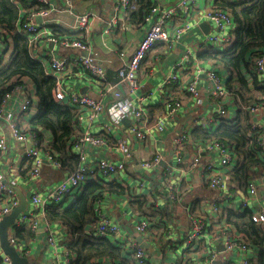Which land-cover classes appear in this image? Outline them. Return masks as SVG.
Instances as JSON below:
<instances>
[{
  "label": "built area",
  "instance_id": "1",
  "mask_svg": "<svg viewBox=\"0 0 264 264\" xmlns=\"http://www.w3.org/2000/svg\"><path fill=\"white\" fill-rule=\"evenodd\" d=\"M22 0H12L21 3ZM38 9L32 12L25 20H18L15 24V31L25 37L32 47L37 41L43 40L46 44L53 43L54 47L63 48L65 51H74L63 55L53 54L48 62L47 73L53 77L54 85L51 90V97L55 103L69 100L71 103L81 108V113L77 117V124L74 128L75 142L70 149L79 159L77 168L67 176L60 179L52 188L42 194L38 190L30 195V204L27 211L20 214L16 224L24 225L32 232H36L42 225L47 232V243L53 250L58 247L59 236L55 226H53L46 216V207L52 204L64 203L67 196H76L82 186L89 180L113 181L117 176L123 178L127 165L135 160L132 149L131 138L134 137L137 143H146L156 134H164L173 124H177L179 112L183 107L181 99L171 98L166 92L168 86L178 84L181 81L180 73L187 70L191 65L194 68L190 83L183 88L185 96L197 99L199 103L207 98L208 102L216 106V114L210 116H192L191 123L205 131H209L216 126L219 119L233 118L239 109L229 97L230 92L221 74L217 69H206L204 64L194 63L197 61L196 52H202L211 46L215 50L223 51L228 49L235 38V22L232 14L214 4L195 19H192V12L198 6L199 0H155L145 17V34L135 51L129 54L126 50L118 51L121 58V66L118 70V80L110 81L107 78L105 62L98 54L94 53L92 38H90L89 26L95 14L78 12L73 6V0H63L66 4V13L72 19L69 22L56 18L55 23L66 26L72 33L71 36L56 35L52 29L53 18L49 19L54 12L52 0H26ZM136 0H116L114 3V16L106 23L104 35L109 34L118 24L120 17H124L128 10L133 8ZM240 1V0H236ZM40 16L42 21L37 23L35 18ZM208 22L213 30L204 36L198 37L197 48L194 51L191 47L186 49L183 58L177 62L170 74L150 90L139 91L140 72H145L143 62L151 52L152 48L159 42L167 44L170 48L182 40L183 36L200 23ZM64 28V27H63ZM0 29V46H4L10 37H13ZM7 34V37H6ZM8 38V39H7ZM14 42V41H13ZM107 48L108 45L104 43ZM33 49V48H32ZM14 49L11 54L13 58ZM8 64L4 65L5 69ZM0 69V70H1ZM81 70L83 74L91 76L89 80L98 92L99 97L80 91L71 90L68 87L69 74L73 70ZM252 73L264 83V53L256 56L252 62ZM207 76L206 97L200 98V85L202 75ZM125 85L129 96L125 97L121 86ZM26 83L25 78H19L10 91L6 92L0 99V151L5 153L10 141L17 144L31 143L29 149L25 150V157L30 160V180H37L41 176L45 164L54 168H61L62 163L58 161L49 148H45L47 142L42 145L37 139V134L30 129H24L19 124L17 114L9 108V100L14 96L22 95L20 101V112L29 111L33 100L37 98L34 92ZM163 93L162 95H159ZM153 97H159L154 103L160 105L162 110L153 118L150 115L148 106ZM113 98L115 101L108 107L105 101ZM149 102V103H147ZM264 103L250 106L249 112L256 113L263 107ZM36 106V104H35ZM37 108V106H36ZM38 109V108H37ZM130 123L126 126L124 119ZM102 122L99 134L89 129V125ZM83 126V130H81ZM255 130L251 136H256L258 145L264 150V141L261 140L260 123L252 125ZM81 130L80 135H76V130ZM120 134L119 136H115ZM172 153L170 159H165V154L160 151L153 152L150 158L143 159L139 163L145 170L157 169L160 175L161 191L155 194L153 202L156 205L169 207L174 205L181 193V187L187 183L191 173L198 172L203 184L212 192L213 197L205 203L201 213L195 214L191 210L187 211L190 228L185 238V244L191 249L195 248L199 241H207L209 255L207 260L212 263L220 257L217 246L222 245L225 255L223 264H252L254 249L247 241L244 234L234 235L229 231L226 222V215L222 214L224 208L229 207L238 212H249L250 220L253 223L264 225V195L259 192L264 189V173L253 177L248 181L245 189L234 188L229 181V172L237 163L231 152V148L223 141L210 139L201 144L196 153L187 156V141H192L190 132L182 128L179 132H172ZM115 138V139H114ZM39 142V143H38ZM86 144L93 148L106 152V155L93 162L87 152L82 150ZM108 151L116 152V156H107ZM205 154V157L202 154ZM173 159L175 163H173ZM165 165L161 167V163ZM160 168H157V167ZM149 184L146 177H140L136 185V195L146 193ZM259 198L261 199L259 201ZM0 218L9 215L20 203V199L15 189L6 184L5 179L0 174ZM97 222L94 236L112 237L118 240L130 254L135 264H149L150 258L145 247L134 237L127 235L122 225L115 218L108 215L104 210V201L100 197L94 205ZM125 216L134 220V229L137 234H147L152 227L149 216L139 213L125 211ZM216 228V229H215ZM169 236L172 233L168 234ZM11 245L20 251L28 253V249L23 242H20L14 235L9 238ZM65 248H67L65 246ZM0 264H12L11 258L3 251L0 244ZM110 259L93 261L90 264H113ZM54 264H63L55 261Z\"/></svg>",
  "mask_w": 264,
  "mask_h": 264
},
{
  "label": "crops",
  "instance_id": "2",
  "mask_svg": "<svg viewBox=\"0 0 264 264\" xmlns=\"http://www.w3.org/2000/svg\"><path fill=\"white\" fill-rule=\"evenodd\" d=\"M116 0H73V6L78 12L86 13L90 12L95 14L94 19L91 20L89 30L90 38H92L93 50L94 53L98 54L101 58L104 59L105 69L107 78L110 81L116 82L118 80V70L121 66V58L118 55L119 50H126L129 54H132L139 42L145 34V26L142 28H135L129 26L126 22L123 21V18L120 17L117 26L107 35H104V30L106 28V23L114 16V3ZM153 2L155 0H152ZM163 2V0H160ZM56 8L49 19L53 18L52 27H64L55 23L56 18H62V20L69 22L72 17L66 13V4L63 0H52ZM14 3V2H13ZM215 3V0H199L198 6L192 12V19H195L199 16L201 12L210 8L212 4ZM18 9V20H25L32 12L37 10V6H32L30 2L22 0L21 3H15L14 5ZM42 21L40 16L35 18V22L39 23ZM207 23L208 22H203ZM202 22L195 26L193 29L188 31L178 43L174 44L173 47L167 46L163 42L157 43L143 62V67L145 72H140V87L139 91L146 92L147 90L152 89L160 83L163 78L170 74L173 66L180 62L184 56L186 49L189 47L197 48V42L199 36L207 35L213 30L209 24V30H205L201 27ZM4 32L9 30L0 28ZM10 36H13L11 33H8ZM7 37V34H6ZM9 38V39H8ZM7 42L4 46H0V69L4 65L9 64L12 60L11 54L14 49V42H11L10 37H8ZM104 43L108 45L106 48ZM33 48V49H32ZM32 54L40 59L42 62L48 66L50 56L53 54L63 55L66 53L76 54L74 51L67 52L63 48L54 47L51 44H46L45 41H37L34 46L31 47ZM196 52L197 61L194 63L204 64L206 69H217L218 72L223 77L224 81L227 82L231 71L226 69L224 65L220 64L218 61L199 57ZM191 65L188 66L187 70H183L180 73L181 81L178 84H172L167 87L166 92L170 95L171 98L181 99L183 101V107L179 112V118L177 124L171 125L164 134H156L148 142L137 143L135 138H131L132 149L134 150L135 160L133 163H129L125 170L123 178H121V187L125 190L124 194L116 195H107L103 198L104 201V210L105 212L115 218L118 223H120L127 233V235L134 237L140 244H142L150 258L151 264H223V256L225 255L222 245H218L217 251H219L220 257L217 258L214 262L210 263L206 256L209 255V247L207 241L202 240L200 246L203 250L206 247V252H202L199 249V245H196L195 248L191 249L185 244V238L190 228L189 220L187 217V211L191 210L195 214H199L204 209L205 203L207 200L213 197L212 192H210L206 186L203 184L200 175L198 172L191 173L187 183L183 184L181 187V193L178 201L172 207L156 205L153 202V197L155 194L161 191L160 187V173L157 169L145 170L140 167L139 163L143 159L150 158L153 152L160 151L165 154V159H170V153H172V132H179L182 128H186L190 133L192 129L196 126H193L191 123L192 116H210L214 117L216 114V106L208 102L206 97V86H207V76L206 74L202 75V82L200 85V98H205L202 103H199L197 99H194L190 96H185L183 88L190 83L192 77V72L194 68ZM246 72V71H245ZM68 87L74 91H80L82 94L88 93L93 97H99V92L89 83V80H92L91 76L83 74L81 70L74 69L72 74H69ZM28 86V90L31 89V92H36V86L33 81L29 78H25ZM158 86V85H157ZM249 88L254 91L255 94H259L260 91L253 89L254 87L249 84ZM121 90L125 97L130 98L128 89L125 85L121 86ZM160 93L159 95H162ZM22 95H16L9 100V108L16 112L17 119L19 124L24 129H30L31 131L38 134L30 123L27 121L28 118L33 117L34 114L38 111L35 104V99L33 100L32 107L29 111L20 112V101ZM159 97H153L151 104L148 106L150 115L153 118L156 117L162 107L160 105H154L156 100ZM115 99L108 98L105 101V106H110ZM149 103V102H147ZM242 106V105H241ZM250 124L260 123L263 127L261 130V140L264 141V105L256 113L252 114L249 112ZM124 124L127 126L130 121L126 118L124 119ZM85 126L89 125V129L93 132L99 134L101 132L102 122H97L93 124L84 123ZM81 126V130H83ZM81 130H76V135H80ZM42 134L43 141L47 142L51 139V135L48 131L40 130ZM117 134L115 136H119ZM191 135V134H190ZM192 138V136H191ZM115 139V138H114ZM193 140V138H192ZM44 142V143H45ZM31 146L30 142L26 144H17L12 141L9 142L7 151L2 153L0 151V174L5 179L6 184L12 186L19 199L20 194L26 196L29 208L30 204V195L33 191L38 190L42 194L47 192L49 188H52L56 183H58L62 178L56 169L48 165L42 169L41 176L37 180H30V169L27 170L28 164H24L25 150L29 149ZM200 145L195 142L187 141L186 151L187 156L192 153H196L199 150ZM82 150L87 152L90 156V160L96 162L99 158L106 155V152L99 151L92 146L84 144ZM116 152L108 151L107 156L114 157ZM205 157V154H202ZM236 160V159H235ZM173 163H175L173 159ZM165 165V161L161 163V167ZM157 168H160L159 166ZM27 170V171H26ZM55 170V171H54ZM22 171H26V177L21 175ZM146 177L149 184V190L145 193H139L138 197L136 193V185L139 178ZM119 184V183H118ZM238 188V187H234ZM259 192L261 195H264V189L260 188ZM74 196H67L64 199V204L69 205V203L74 199ZM145 201V206L151 207L145 211L141 212L140 205L141 201ZM261 199L259 198V201ZM140 201V203H139ZM1 205V202H0ZM65 205V206H66ZM130 210L131 213H143L145 214H154V217L151 219L152 227L147 232V234H137L134 229V220L131 217L125 216V211ZM224 210H233L232 208L226 207ZM235 211V210H234ZM26 212V211H25ZM238 212V211H236ZM141 215V214H140ZM4 218V217H3ZM2 218H0L1 220ZM57 235L59 236L58 247L56 249H51L47 243V232L44 230L43 226L40 225L39 229L36 232H32L31 236L28 237L24 235V239H21L20 242H23L28 249L26 254L23 251L17 249L20 255L27 259L25 264H54L55 261H60L63 264H69V250L65 248L64 239L67 236L66 229L61 225L55 227ZM216 229V228H215ZM234 235L239 236L241 233L238 232L234 227H229ZM172 233V235H168ZM15 234V229L11 227L9 229V238ZM15 236V235H14ZM110 238L114 243L119 246H123L118 240ZM129 262L133 263V260L129 256ZM113 264H119L113 263Z\"/></svg>",
  "mask_w": 264,
  "mask_h": 264
},
{
  "label": "trees",
  "instance_id": "3",
  "mask_svg": "<svg viewBox=\"0 0 264 264\" xmlns=\"http://www.w3.org/2000/svg\"><path fill=\"white\" fill-rule=\"evenodd\" d=\"M153 3L152 0L134 1L135 6L128 10L123 21L129 26L142 28ZM14 5L12 0H0V28L12 32L14 41L13 58L5 69L0 70V99L19 83V78H29L33 81L36 86L35 102L38 111L27 121L38 133L39 145L44 143L40 130L50 133L51 139L44 147L49 148L62 163L61 168H53L64 178L77 168L79 162L70 147L75 142L74 128L82 110L69 100L55 103L52 99L54 79L47 73L46 64L32 54L28 40L15 31L19 11ZM214 5L232 14L236 24L235 38L226 50L219 51L209 46L198 53V56H207L205 58L216 60L231 71L226 84L230 92L229 97L239 109L233 118L219 119L211 130L205 131L196 126L190 134L192 141L199 145L210 139L225 142L237 160L236 165L229 172L230 184L245 189L250 179L264 173V150L257 143V135L254 134L255 139L250 135L255 130L251 128L248 109L252 105L264 103V83L259 81L251 69L253 59L264 53V0H215ZM52 29L56 35H72L63 27L54 26ZM249 84L254 87L253 89L260 91L259 94L252 92ZM24 162L25 165L28 164L27 170H29L30 160L24 159ZM26 171H22L21 175L26 177ZM121 182L119 176L114 182L101 179L89 180L69 205L59 203L46 207L45 213L50 223L55 227L61 225L66 229L67 236L61 241H64L69 250V264H90L102 259H110L119 264H131L130 254L124 247L108 237L92 234L97 222L94 211L96 200L100 197L103 199L107 195L124 194L125 190L121 187ZM136 197L139 198L138 195ZM172 206L174 205L169 207ZM150 208L145 206L144 200L141 201V212ZM141 212L143 216H149L151 219L154 217V214L144 215ZM222 214L226 215L229 227L232 226L244 234L252 245L254 249L252 264H264V225L253 223L247 211L224 210ZM12 227L18 240L24 239L25 234L31 236L32 231L24 225L15 224ZM200 242L197 245L202 250ZM202 252H206V247Z\"/></svg>",
  "mask_w": 264,
  "mask_h": 264
},
{
  "label": "water",
  "instance_id": "4",
  "mask_svg": "<svg viewBox=\"0 0 264 264\" xmlns=\"http://www.w3.org/2000/svg\"><path fill=\"white\" fill-rule=\"evenodd\" d=\"M209 24L202 23L201 27L204 28L206 31L209 30ZM53 45V43H51ZM20 194V203L17 207L13 209V211L2 218L0 220V244L3 251L11 258L12 264H25L27 263V259L22 257L17 249L11 245L9 240V229L17 223V219L20 214L27 211V198L22 193ZM224 249V248H223Z\"/></svg>",
  "mask_w": 264,
  "mask_h": 264
},
{
  "label": "rangeland",
  "instance_id": "5",
  "mask_svg": "<svg viewBox=\"0 0 264 264\" xmlns=\"http://www.w3.org/2000/svg\"><path fill=\"white\" fill-rule=\"evenodd\" d=\"M154 86H156V85H154Z\"/></svg>",
  "mask_w": 264,
  "mask_h": 264
}]
</instances>
